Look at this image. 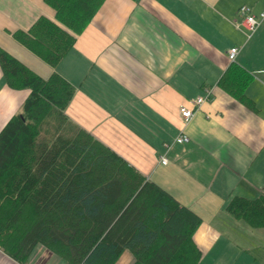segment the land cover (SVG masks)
<instances>
[{
  "label": "crops",
  "instance_id": "obj_1",
  "mask_svg": "<svg viewBox=\"0 0 264 264\" xmlns=\"http://www.w3.org/2000/svg\"><path fill=\"white\" fill-rule=\"evenodd\" d=\"M241 6L264 13V0H102L52 68L12 34L40 16L53 20V9L44 0H0V47L40 77L56 72L70 82L67 117L200 218L197 264H264V227L224 210L232 196L264 197V18L247 36ZM232 47L250 76L244 93L253 108L219 84ZM205 89L210 97L182 123L178 107ZM28 94L11 89L0 69V130ZM180 133L185 143L173 141ZM130 261L124 252L116 264ZM0 264L20 263L0 250ZM23 264L64 262L38 246Z\"/></svg>",
  "mask_w": 264,
  "mask_h": 264
},
{
  "label": "trees",
  "instance_id": "obj_2",
  "mask_svg": "<svg viewBox=\"0 0 264 264\" xmlns=\"http://www.w3.org/2000/svg\"><path fill=\"white\" fill-rule=\"evenodd\" d=\"M54 19L40 16L13 38L52 68L102 0H44ZM0 69L11 89H27L20 112L0 130V250L23 264L40 246L64 264H197L192 237L200 218L147 179L65 110L75 88L60 74L44 79L0 47ZM250 80L234 61L219 79L253 108ZM224 210L264 227V197L232 196Z\"/></svg>",
  "mask_w": 264,
  "mask_h": 264
},
{
  "label": "built area",
  "instance_id": "obj_3",
  "mask_svg": "<svg viewBox=\"0 0 264 264\" xmlns=\"http://www.w3.org/2000/svg\"><path fill=\"white\" fill-rule=\"evenodd\" d=\"M238 13L241 17H243L242 23L244 27L247 29V32H248L247 36H249L252 32L256 30V28L258 27V25L264 18L263 12H261L258 16H255L253 14H250L248 8H246L245 6H241L238 9ZM237 52H238L237 47L230 48L227 53L228 59L230 61H234ZM210 95H211V90L205 89V93L203 96H198L190 100L191 107H187L183 105L179 106L178 114L181 119V122L184 124L188 123V121L191 119V117L193 116L194 112L198 109L200 104L204 102L205 100H207L210 97ZM187 140H188V137L180 133L174 138L173 141L176 143H185ZM164 146L166 149H168L170 145L169 143H167ZM166 162H167L166 158L164 156H161L160 163L164 165L166 164Z\"/></svg>",
  "mask_w": 264,
  "mask_h": 264
}]
</instances>
